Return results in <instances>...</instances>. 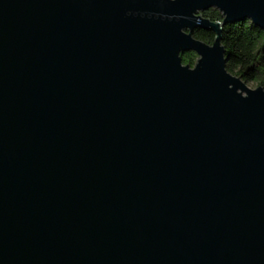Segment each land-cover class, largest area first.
I'll use <instances>...</instances> for the list:
<instances>
[{"label":"water","instance_id":"95a60500","mask_svg":"<svg viewBox=\"0 0 264 264\" xmlns=\"http://www.w3.org/2000/svg\"><path fill=\"white\" fill-rule=\"evenodd\" d=\"M246 19L264 0H0V264H264V87L220 42Z\"/></svg>","mask_w":264,"mask_h":264},{"label":"trees","instance_id":"16d2710c","mask_svg":"<svg viewBox=\"0 0 264 264\" xmlns=\"http://www.w3.org/2000/svg\"><path fill=\"white\" fill-rule=\"evenodd\" d=\"M212 20L221 21V13L215 8H209L201 13ZM193 36L211 44L214 33L197 28ZM221 45L225 48L227 60L225 67L231 74L243 81H253L264 87V30L255 26L250 20L228 23L222 27ZM183 64L193 66L197 55L193 51L180 54Z\"/></svg>","mask_w":264,"mask_h":264},{"label":"rangeland","instance_id":"374dc122","mask_svg":"<svg viewBox=\"0 0 264 264\" xmlns=\"http://www.w3.org/2000/svg\"><path fill=\"white\" fill-rule=\"evenodd\" d=\"M246 86L249 87V88H255L257 85L255 82L253 81H244Z\"/></svg>","mask_w":264,"mask_h":264}]
</instances>
